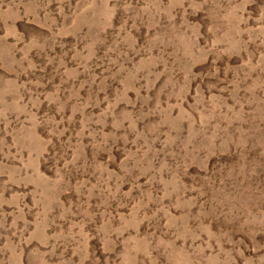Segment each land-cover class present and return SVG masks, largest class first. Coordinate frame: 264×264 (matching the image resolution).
<instances>
[{"label": "rangeland", "instance_id": "1", "mask_svg": "<svg viewBox=\"0 0 264 264\" xmlns=\"http://www.w3.org/2000/svg\"><path fill=\"white\" fill-rule=\"evenodd\" d=\"M0 264H264V0H0Z\"/></svg>", "mask_w": 264, "mask_h": 264}]
</instances>
